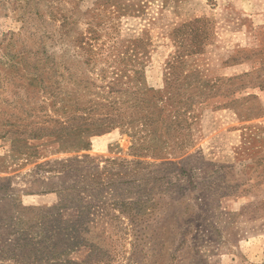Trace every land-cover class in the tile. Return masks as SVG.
<instances>
[{
    "label": "rangeland",
    "instance_id": "obj_1",
    "mask_svg": "<svg viewBox=\"0 0 264 264\" xmlns=\"http://www.w3.org/2000/svg\"><path fill=\"white\" fill-rule=\"evenodd\" d=\"M81 41L98 69L137 49L156 89L192 53L210 93L191 146L169 138L156 159L134 153L127 128L82 151L34 137L57 118L53 91L90 98ZM55 207L82 217L78 264H264V0H0V264L43 245L39 215Z\"/></svg>",
    "mask_w": 264,
    "mask_h": 264
},
{
    "label": "trees",
    "instance_id": "obj_2",
    "mask_svg": "<svg viewBox=\"0 0 264 264\" xmlns=\"http://www.w3.org/2000/svg\"><path fill=\"white\" fill-rule=\"evenodd\" d=\"M86 45L90 46L87 42L79 43L76 56L81 59L76 64L80 70L84 68L89 77L83 85L90 98L82 102L68 92L53 91L45 104L49 103L57 118L48 116L46 123L52 124V128H39L34 137L52 136L62 147L82 151L89 148L90 137L127 128L135 140L134 153L146 152L156 159L169 155V138L177 142L175 151L191 146L186 147L185 141L192 126L190 119L194 107L204 104L210 93V82L194 64L192 53L179 54L168 62L163 88L156 89L147 81L146 65L140 66L142 64L135 57L137 49L116 55V66L98 69L96 56L99 53ZM94 73L96 79L91 76ZM31 80L35 81L34 78ZM17 216L20 218L16 220L24 218L22 213ZM39 220L43 222L38 232L43 245L37 243L36 248L34 244H26L21 246V254L14 252L11 257L18 264H78L69 257L81 243L82 217L64 221L62 213L55 207L42 209ZM23 232L20 230L19 235ZM16 244L14 240L9 247L13 250Z\"/></svg>",
    "mask_w": 264,
    "mask_h": 264
}]
</instances>
